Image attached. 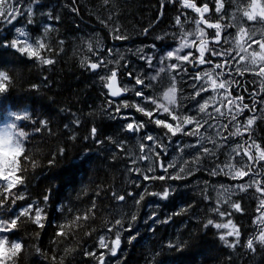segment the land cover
<instances>
[{
  "label": "snow or ice",
  "instance_id": "1",
  "mask_svg": "<svg viewBox=\"0 0 264 264\" xmlns=\"http://www.w3.org/2000/svg\"><path fill=\"white\" fill-rule=\"evenodd\" d=\"M158 4L161 23L169 6L177 15L169 18L172 31L162 30V34L152 37V43L121 51L115 47L105 50L92 38L84 41L86 54L80 60V67L98 77L101 95L106 100L100 112L106 113L113 123L105 125L96 119V112H90L88 126L75 114L74 119L63 125L69 141H91L108 152L115 162L124 156L129 158L130 166L125 168L127 183L142 191L134 194L125 189L120 194L112 188H100L95 195L100 197L101 193L111 192L110 198L118 204H127L131 199L136 211L130 216L121 213L120 218L105 220L98 229L91 227L99 208L96 200L86 209H74L61 202L58 211L63 223H57L52 243L58 245L77 238L76 246L64 248V255L59 259L52 255V264H63L67 255L78 250L95 264H107V257H115L120 250L125 232L129 243L140 235L138 230L136 235L131 232L135 230L146 197L158 199L155 207L150 208L145 224L151 221L153 226H163L174 222L176 217L190 214L194 204L188 200L183 201L184 207L165 213L163 218L159 213L162 205L175 206L179 194L178 187L174 186L176 182L187 186L188 178L202 171H207L209 177H228L236 183L216 186L208 180L203 181L195 206L205 201L208 204L198 226L205 230L215 229L218 242L228 249L243 246L255 252L257 245L264 247V137L254 135L257 121L264 119V31L257 38V31L246 27L250 23H264V0H228V3L226 0H158ZM229 4L234 7L230 14ZM40 6V0H13L12 3L0 0V20L24 37L0 36V51L15 50L14 54L35 59L42 66H54L55 59L45 53H54L47 38L56 31L54 23L61 19L60 16L53 11L40 12L41 35L33 39L27 31ZM72 11L78 9L72 7ZM25 15L27 24L15 27L18 18ZM191 24L195 25L194 30L188 31L186 25ZM150 28L151 25L143 28L141 34L151 35ZM110 31L114 40L130 39L119 24ZM57 43L59 51L63 52L65 42L58 40ZM125 53L144 64L135 67ZM249 74L254 83L259 81V89L250 93L241 82V78ZM13 83L10 71L0 70V97L9 93ZM236 88L242 92L234 94ZM186 89L189 90L187 95L184 94ZM244 93H248L247 100ZM257 104L261 105L260 115H257ZM246 112L250 115L244 118ZM7 115L14 119L0 129V137L9 135L19 153L9 171H4L0 164V209L4 210L0 214V246L8 250L7 255L0 256V264H13L22 253L25 243L18 236L22 224L30 222L43 230L51 222L48 205L53 195L49 187L38 193L35 200L30 196L25 198L27 166L36 169L38 162L26 150L30 133L18 128L16 121H27L31 117L26 111L23 117L16 111ZM33 123L39 125L33 129V134L42 130L51 134L49 120ZM9 129L11 131H7ZM81 129L87 134H82ZM132 138H135V147L128 146ZM186 139H194V142L184 143ZM237 139L239 143L235 142ZM177 141L180 142L179 151L173 148L170 154L169 148ZM224 149L227 150L222 151ZM64 151L60 148L59 154ZM220 154L225 159L217 162ZM205 160L213 166L206 167ZM55 162V156L48 161L49 165ZM153 186L158 190H150ZM250 190H254V198L258 201L252 220L257 230L242 243V226L233 217L246 214V209L232 197L234 193L247 194ZM211 192H215L214 199ZM156 230L154 227L153 231ZM81 231L84 237L93 240L91 249H82L78 238ZM167 247L182 250L184 243L169 241ZM35 251L42 252L38 246Z\"/></svg>",
  "mask_w": 264,
  "mask_h": 264
},
{
  "label": "trees",
  "instance_id": "2",
  "mask_svg": "<svg viewBox=\"0 0 264 264\" xmlns=\"http://www.w3.org/2000/svg\"><path fill=\"white\" fill-rule=\"evenodd\" d=\"M8 2L12 3L13 0ZM40 5L35 10V21L28 25L27 31L33 39L41 35L40 12L53 11L54 15L60 16L61 19L54 23L56 31H52L47 38L54 53H45L46 56L52 55L55 59L54 66H42L35 59L14 54L15 50L0 51V70H9L14 78L9 93L0 97V125L14 119L7 115L11 111H16L21 117L26 111L31 117L27 121H16L18 128L30 133L26 150L38 162L36 169L31 165L27 166L25 198L30 196L35 200L38 193L49 187L53 190L48 205V217L51 222L47 223L43 230L30 222L20 226L18 236L24 241L25 247L13 264H52L50 260L52 255H56L59 259L64 255V248L76 246L77 238H70L58 245L52 243L55 239L53 233L57 223H63L58 211L61 202L74 209H86L90 207L92 200H96L99 208L91 227L98 229L105 220L120 218L121 213L130 216L136 211L131 199L127 204H118L110 198L111 192L101 193L100 197L95 195L100 188H112L120 194H123L125 189L134 194L142 191L127 183L125 168L130 166L129 158L121 153L124 158L115 162L108 152L98 145H93L91 141H69L63 125L79 117L85 126H88L87 122L91 119L88 116L90 112H96V119L102 120L105 125L113 123L107 119L106 113L100 112L106 100L101 95L102 89L98 77L80 67V60L86 54L84 41L92 38L94 42L99 41V45L105 50L113 47L133 49L141 44L152 43V37L162 34V30L172 31L169 18L177 15L169 6L161 23L157 11L158 0H108L107 4L105 0H40ZM72 7L77 8L78 11L73 12ZM26 24L25 15L18 18L15 27H24ZM116 24L121 26L122 31H127L130 36L128 41L112 38L110 29ZM150 25L151 35L146 37L141 34L142 29ZM193 26L194 24L186 25V29H191ZM0 36H7L9 39L21 38L20 34L15 33L14 28L2 20H0ZM58 40L65 42L63 52L59 51ZM125 55L134 61L135 67L144 64L143 61L131 57L129 53ZM241 82L246 84L248 93L259 89V81L254 83L250 74L241 78ZM240 92L242 89L236 88L234 94ZM248 93H244L246 100ZM256 107L259 109L260 104ZM38 120L50 121L51 134L47 130L33 134V129L39 126L33 122ZM80 131L82 134H87L84 129ZM254 135L264 137V119L257 121ZM128 146L135 147V138L128 141ZM60 148L65 149L62 155L59 154ZM54 156L56 162L49 165L48 161ZM205 163L207 167L213 166L208 160ZM196 175L209 181L227 179L223 176L209 177L207 171L198 172ZM194 178V176L188 178L187 186L176 182L174 186L178 187L179 194L174 201L175 206L162 205L159 213L163 218L165 213L170 214L179 210V207H184L183 201L188 200L189 203L194 204L190 214L176 217L174 222L163 226H153L151 221L145 224L150 208L155 207L158 199L146 197V201L142 202L144 206L140 209L135 230L131 232L132 235H136L138 230L140 235L129 243L128 233L125 232L119 252L115 257H107V264H264V247L257 245L255 252L243 246H238L235 250L228 249L218 242L214 235L215 229L205 230L198 226V220L204 217L208 202L195 206L200 199L203 184L195 183L192 181ZM150 190L154 191L158 188L153 186ZM20 191L23 192L24 188L21 187ZM211 195L214 199V192H211ZM254 197V190L232 197L233 200H239L246 209V214H237L233 217L242 226V243L250 234L256 232L252 220L258 201ZM3 212L4 210L0 209V214ZM154 227L156 231H153ZM87 230L86 228L85 231ZM37 232L39 235H36ZM78 238L82 249L92 248L93 240L84 237L82 231ZM169 241L173 244L178 241L183 242L184 247L182 250L169 249L167 247ZM37 246L42 250L41 253L35 251ZM5 255L4 249L0 248V256ZM63 264H95V262L78 250L67 255Z\"/></svg>",
  "mask_w": 264,
  "mask_h": 264
},
{
  "label": "clouds",
  "instance_id": "3",
  "mask_svg": "<svg viewBox=\"0 0 264 264\" xmlns=\"http://www.w3.org/2000/svg\"><path fill=\"white\" fill-rule=\"evenodd\" d=\"M5 128V123L0 125V129ZM7 131H11L10 129ZM19 153V148L15 147L9 137V135L5 134L0 137V164L4 166V171H9L15 165V157ZM6 255L8 254V250L3 246Z\"/></svg>",
  "mask_w": 264,
  "mask_h": 264
},
{
  "label": "rangeland",
  "instance_id": "4",
  "mask_svg": "<svg viewBox=\"0 0 264 264\" xmlns=\"http://www.w3.org/2000/svg\"><path fill=\"white\" fill-rule=\"evenodd\" d=\"M226 3H228V0H226ZM232 11H234V7L233 6H231L230 4H229V6H228V12H229V14L232 12ZM194 27H195V25L193 26V27H191V29H187L188 31H192V30H194ZM246 27H250V28H254L256 31H257V34H258V36H257V38H259V33L260 32H262V31H264V23H255V24H248V25H246ZM20 39H24V37L21 35V38ZM253 47H255V45H253ZM116 48H119V49H121V51H123L124 50V48H122V47H116ZM137 48V47H136ZM133 49H135V48H133ZM188 91L189 90H185V95H187L188 94ZM185 103H187V102H185ZM248 115H250V113H245V117L244 118H246ZM257 115H260V112L258 111V109H257ZM194 142V139H186L185 141H184V143H193ZM236 143H239L240 141L237 139L236 141H235ZM180 144V142L179 141H177L176 142V144H173L172 145V147H170L169 148V153L170 154H173V148H175L176 149V151L178 152L179 151V147H178V145ZM210 146V145H209ZM227 149H224V150H222V151H226ZM185 159H188L189 157H187V156H185L184 157ZM225 159V157H224V155L223 154H220V160L219 161H217V162H220V161H223ZM206 161V160H205ZM248 179V178H247ZM247 179H245V181H247ZM197 181H195V183H196ZM191 183V182H190ZM209 183L211 184L212 182L211 181H209ZM220 183H224V184H229V183H232V184H234V183H236V182H228V181H223V180H221V181H217V182H213L212 184H214V185H216V186H218ZM192 184H194V183H192ZM214 194H215V192H214ZM236 194H239V192L238 193H234L233 194V196H235ZM214 197H215V195H214ZM256 227V226H255ZM257 230V229H256Z\"/></svg>",
  "mask_w": 264,
  "mask_h": 264
}]
</instances>
